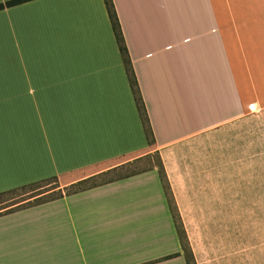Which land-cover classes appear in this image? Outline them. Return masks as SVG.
Returning <instances> with one entry per match:
<instances>
[{
	"label": "crops",
	"instance_id": "1",
	"mask_svg": "<svg viewBox=\"0 0 264 264\" xmlns=\"http://www.w3.org/2000/svg\"><path fill=\"white\" fill-rule=\"evenodd\" d=\"M11 1L0 0V194L73 184L152 149L180 204L246 176L248 147L262 157L264 0H112L152 146L105 0ZM0 264L187 262L150 170L3 213Z\"/></svg>",
	"mask_w": 264,
	"mask_h": 264
},
{
	"label": "rangeland",
	"instance_id": "2",
	"mask_svg": "<svg viewBox=\"0 0 264 264\" xmlns=\"http://www.w3.org/2000/svg\"><path fill=\"white\" fill-rule=\"evenodd\" d=\"M255 125L258 140L260 121H253L252 126ZM252 138L248 132V140ZM262 141L264 144V136ZM253 151V147H248L246 176L243 177L241 171V177L230 179V185L225 188H197L199 193L185 194V200L180 204L171 193L163 160L161 162L158 152L151 149L106 164L103 167L117 166L73 184L55 178L2 195L0 213L46 202L127 175L157 170L168 195L187 264H264V146L262 157L255 159ZM222 190L228 193H220Z\"/></svg>",
	"mask_w": 264,
	"mask_h": 264
},
{
	"label": "trees",
	"instance_id": "3",
	"mask_svg": "<svg viewBox=\"0 0 264 264\" xmlns=\"http://www.w3.org/2000/svg\"><path fill=\"white\" fill-rule=\"evenodd\" d=\"M27 1H30V0H15V1L8 2L6 5L7 6H12V5L24 3V2H27ZM105 3H106L107 9H108L109 14H110L112 27H113L114 33L116 35V38H117L121 53L123 55L124 63L126 65V69H127V72H128L129 78H130L131 85H132V87L134 89L136 102H137L138 109H139V112H140L142 120H143V124L145 126V130H146V134H147V137H148V141H149L150 146H152L154 144L153 133H152V130H151L150 125H149L148 116L146 114V108H145L144 103L142 101V98L140 96V91L138 89V84H137L136 78H135L134 73L132 71L130 58H129V55H128V51H127V48H126V45H125V41H124L123 35H122V30H121V26H120V23H119V20H118V17H117V13H116V10L114 8V4H113L112 0H105ZM3 8H4V5H0V10L3 9ZM139 173H141V172H139ZM139 173L127 175V176H124V177H121V178H118V179L130 177V176H133V175H136V174H139ZM112 181H114V180H112ZM112 181H110V182H112ZM110 182H106V183L99 184V185H96V186H93V187H89V188H86V189L75 191V192H72V193L66 194V195L76 194V193H79L81 191H84V190H87V189H91V188H94V187H97V186H100V185H104V184H107V183H110ZM30 186H32V185L24 186L22 188H18V189L13 190V191L21 190V189H24V188H27V187H30ZM13 191H10V192H13ZM10 192H8V193H10ZM8 193H5V194H8ZM5 194H0V196L5 195ZM61 197H63V196H61ZM61 197H58V198H61ZM58 198H55V199H58ZM55 199H51V200H48V201H52V200H55ZM48 201H46V202H48ZM42 203H44V202H42ZM38 204H41V203H37V204H34V205H38ZM34 205H31V206H34ZM31 206H27V207H31ZM27 207H23V208H27ZM23 208H20V209H23ZM13 211H15V209L7 210L4 213H10V212H13ZM2 214L3 213H0V215H2Z\"/></svg>",
	"mask_w": 264,
	"mask_h": 264
}]
</instances>
